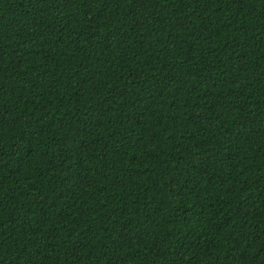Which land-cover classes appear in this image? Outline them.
I'll list each match as a JSON object with an SVG mask.
<instances>
[{"label":"trees","instance_id":"trees-1","mask_svg":"<svg viewBox=\"0 0 264 264\" xmlns=\"http://www.w3.org/2000/svg\"><path fill=\"white\" fill-rule=\"evenodd\" d=\"M0 264H264V0H0Z\"/></svg>","mask_w":264,"mask_h":264}]
</instances>
